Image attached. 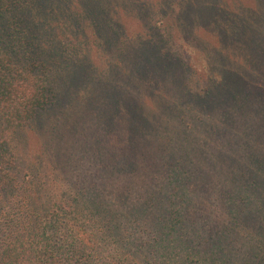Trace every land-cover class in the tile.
Listing matches in <instances>:
<instances>
[{"label": "trees", "instance_id": "trees-1", "mask_svg": "<svg viewBox=\"0 0 264 264\" xmlns=\"http://www.w3.org/2000/svg\"><path fill=\"white\" fill-rule=\"evenodd\" d=\"M0 264H264V0H0Z\"/></svg>", "mask_w": 264, "mask_h": 264}, {"label": "rangeland", "instance_id": "rangeland-1", "mask_svg": "<svg viewBox=\"0 0 264 264\" xmlns=\"http://www.w3.org/2000/svg\"><path fill=\"white\" fill-rule=\"evenodd\" d=\"M253 1L254 0H222V2L223 3H225L226 5H227V7L229 8V9H232V10H234V8H238V7H243V8H247V7H249V6H252V4H253ZM132 25V24H131ZM132 29H133V25H132ZM205 38L206 39H208L209 38V35H208V37L207 36H205ZM210 40V39H209ZM250 121H246V124H248ZM252 131H254V129H251ZM251 131V132H252ZM227 146H228V148H227V150H230L231 149V146L230 145H228L227 144ZM79 172V171H78Z\"/></svg>", "mask_w": 264, "mask_h": 264}]
</instances>
